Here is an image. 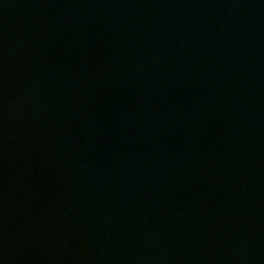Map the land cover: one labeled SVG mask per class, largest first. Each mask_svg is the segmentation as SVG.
Listing matches in <instances>:
<instances>
[{
	"label": "water",
	"instance_id": "95a60500",
	"mask_svg": "<svg viewBox=\"0 0 264 264\" xmlns=\"http://www.w3.org/2000/svg\"><path fill=\"white\" fill-rule=\"evenodd\" d=\"M0 86L107 264H264V0H0Z\"/></svg>",
	"mask_w": 264,
	"mask_h": 264
}]
</instances>
